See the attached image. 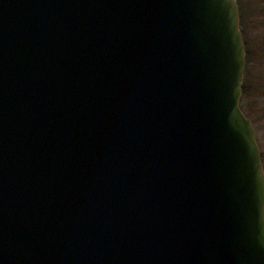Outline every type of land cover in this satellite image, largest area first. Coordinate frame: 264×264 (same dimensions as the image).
Masks as SVG:
<instances>
[{
    "label": "water",
    "instance_id": "obj_1",
    "mask_svg": "<svg viewBox=\"0 0 264 264\" xmlns=\"http://www.w3.org/2000/svg\"><path fill=\"white\" fill-rule=\"evenodd\" d=\"M237 0H0V264H264Z\"/></svg>",
    "mask_w": 264,
    "mask_h": 264
},
{
    "label": "rangeland",
    "instance_id": "obj_2",
    "mask_svg": "<svg viewBox=\"0 0 264 264\" xmlns=\"http://www.w3.org/2000/svg\"><path fill=\"white\" fill-rule=\"evenodd\" d=\"M260 1L262 2V0H239L243 7H247V12L242 13L243 30L246 34L245 38L249 51L253 49L254 52V55L251 52L249 57L246 52L240 108L253 123L260 154L263 153L264 155V30L262 29L264 24L262 15L264 13L262 14L263 5L260 4ZM253 44L254 47L252 48ZM262 165L264 170V164L262 163Z\"/></svg>",
    "mask_w": 264,
    "mask_h": 264
},
{
    "label": "trees",
    "instance_id": "obj_3",
    "mask_svg": "<svg viewBox=\"0 0 264 264\" xmlns=\"http://www.w3.org/2000/svg\"><path fill=\"white\" fill-rule=\"evenodd\" d=\"M237 2H238V7H239V14H240V20H241V31H242V36H243V40H244V44H245V50H246V52H247V55H248V57H249V55H251V52H252V55H254V52H253V49H251V51H249V46H248V44H247V41H246V38H245V36H246V34L244 33V30H243V16H242V13L244 12V13H246L247 11V7H243L241 4V2H239V0H237ZM260 4H262L263 5V9H262V14L264 13V0H262V2L260 1ZM249 9V8H248ZM262 17H264V15H262ZM251 29V28H250ZM262 29L264 30V24H263V27H262ZM252 42V41H251ZM264 43V42H263ZM261 45V44H260ZM254 47V44L252 45V48ZM263 47H264V45H263ZM259 49H260V46H259ZM247 117V116H246ZM261 160H262V163L264 164V155H263V153L261 154Z\"/></svg>",
    "mask_w": 264,
    "mask_h": 264
}]
</instances>
